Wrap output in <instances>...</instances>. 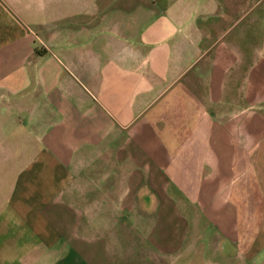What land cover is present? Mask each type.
<instances>
[{
  "label": "crops",
  "instance_id": "crops-1",
  "mask_svg": "<svg viewBox=\"0 0 264 264\" xmlns=\"http://www.w3.org/2000/svg\"><path fill=\"white\" fill-rule=\"evenodd\" d=\"M262 241L264 0H0V264Z\"/></svg>",
  "mask_w": 264,
  "mask_h": 264
},
{
  "label": "rangeland",
  "instance_id": "rangeland-1",
  "mask_svg": "<svg viewBox=\"0 0 264 264\" xmlns=\"http://www.w3.org/2000/svg\"><path fill=\"white\" fill-rule=\"evenodd\" d=\"M262 242H264V241H262ZM260 258H262V256L260 257ZM243 260L241 259V257H240V260H239V263H241ZM256 262H260V264H262L261 262V260H258V261H256ZM244 263V262H243ZM259 264V263H258Z\"/></svg>",
  "mask_w": 264,
  "mask_h": 264
}]
</instances>
